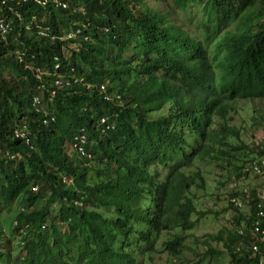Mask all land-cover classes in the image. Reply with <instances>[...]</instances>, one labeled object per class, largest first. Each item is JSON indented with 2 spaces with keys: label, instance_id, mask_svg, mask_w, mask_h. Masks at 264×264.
<instances>
[{
  "label": "trees",
  "instance_id": "16d2710c",
  "mask_svg": "<svg viewBox=\"0 0 264 264\" xmlns=\"http://www.w3.org/2000/svg\"><path fill=\"white\" fill-rule=\"evenodd\" d=\"M2 1L13 29L0 36V213L17 201L21 234L14 245L0 229V264H132L134 245L153 249L175 230L164 247L180 255L193 216L211 214L195 201L206 189L201 162L243 158L228 118L234 100L264 102V0H169L167 8L159 0H61L67 8L8 0L22 19ZM41 25L59 38H40ZM73 74L83 82L54 86L57 75ZM102 84L121 105L103 98ZM35 96L48 114L34 111ZM103 117L113 125L106 132ZM23 125L31 145L12 137ZM82 128L92 160L66 151ZM252 199L248 218L231 207L236 226L255 216L254 191ZM241 239L219 233L202 243L209 253L212 242L223 244L232 264H252L234 253Z\"/></svg>",
  "mask_w": 264,
  "mask_h": 264
},
{
  "label": "rangeland",
  "instance_id": "374dc122",
  "mask_svg": "<svg viewBox=\"0 0 264 264\" xmlns=\"http://www.w3.org/2000/svg\"><path fill=\"white\" fill-rule=\"evenodd\" d=\"M152 1L149 0L150 3ZM159 2L163 8L169 6V0H159ZM180 17H182V20L188 19L185 14H180ZM228 118H230L229 124L234 126L240 133L238 143H244L246 148L241 151L243 158L239 162H231L232 165L226 163L225 160L218 161L211 158L201 162L200 165L206 179L204 182L206 189L203 192H196L197 198L195 201L198 211L211 214L203 218H199L197 215L193 216V220H196V227L192 231L183 233L186 234V239L183 243L184 249L177 257L169 255L164 247V242L173 239L181 231H166L155 241L153 249L148 250L134 245L131 251L136 253V256H133L132 264H229L231 262V255L227 253L223 244L212 242L215 253H209L206 252L207 247L202 243V240L208 235L216 236L222 233L227 238L230 235L233 236L235 233L234 228L236 224L233 222L234 211L229 204L230 184L233 177L242 178V185L249 186L254 191L263 185L259 179L249 175L244 181V176L240 177L242 175L240 171L245 168V165L242 168V161H246L247 163L249 160L262 158L258 153L264 145V102L238 97L234 100L233 108H231ZM230 140L237 142L236 138H231ZM66 151H70V155L75 156L74 152L69 149V146L66 147ZM192 189H195V186ZM43 192H46V188L43 189ZM2 193L3 190L0 189V196ZM47 196L48 193H45V198ZM0 198L2 199V197ZM45 198L39 201V205L45 202ZM57 206L58 204H54L53 208L56 209ZM20 208L17 201L11 204H3L0 213V229L3 236L5 237L6 235L14 239V245L20 244L19 234L14 228L15 217L20 212ZM102 211L106 212V210ZM243 213L247 216L249 214L248 208ZM57 228L62 232L66 231V227L61 229V225H58ZM147 250L154 252H148Z\"/></svg>",
  "mask_w": 264,
  "mask_h": 264
},
{
  "label": "built area",
  "instance_id": "2783aa9c",
  "mask_svg": "<svg viewBox=\"0 0 264 264\" xmlns=\"http://www.w3.org/2000/svg\"><path fill=\"white\" fill-rule=\"evenodd\" d=\"M13 4L20 5L22 2L32 1L42 7H46L51 2H54L56 6H62L64 8L68 7L66 2L61 0H10ZM3 4H9L8 0H3ZM9 11L11 13L17 14L19 18L22 19V16L19 12H17L14 6L9 7ZM37 34L40 38H46L50 40H56L59 38V35L54 32V30L50 26H38ZM13 27L10 21H7L5 17L0 16V36L1 39L6 40L7 34L12 31ZM81 33L80 30H73L63 34L65 39H70L78 36ZM86 40L87 37H84ZM57 68V67H56ZM83 82V78L78 75H57V78L54 80V86L58 89V87L72 88L73 86L80 84ZM86 84V83H85ZM89 87V84H86ZM103 98L106 101L113 102L115 104L121 105L122 99L118 94H110L107 92V85L102 84L99 87ZM56 90L51 92V97L54 96ZM42 104V100L39 96H35L33 100V105L35 107L36 112H42L43 114H47L45 108L39 106ZM54 121L53 117H48L44 120L45 124ZM101 123H108V119L103 117L101 119ZM12 137L14 139L21 140L26 145H31L30 132L27 125H23L17 127L13 130ZM88 139L87 134L84 129H81L79 133L74 137L73 143L70 145L73 148L77 155L86 158L92 159V153L89 152L86 148ZM259 145V144H258ZM262 149V148H261ZM10 158L13 159L14 156L10 155ZM248 175L259 179V181L263 184L262 187L252 190L249 186L242 185V178L237 176L232 178V182L230 184L231 193H229V204L232 208H235L239 212H244L248 208V215H251V202L253 201L252 195L253 191L255 193V206L256 213L255 216L247 222L245 219L241 221V224L235 226L234 231L238 237L245 238L247 240L241 239L239 243L234 246V253L242 258L248 256L252 259V264H264V156L260 159L249 160L244 168V172L240 177L244 176V181L248 178ZM70 180L64 178V182L68 183ZM80 202H77V204ZM246 218V219H247ZM249 227V229H248ZM251 237L252 239H248ZM229 264H232L231 262Z\"/></svg>",
  "mask_w": 264,
  "mask_h": 264
},
{
  "label": "clouds",
  "instance_id": "9594fccd",
  "mask_svg": "<svg viewBox=\"0 0 264 264\" xmlns=\"http://www.w3.org/2000/svg\"><path fill=\"white\" fill-rule=\"evenodd\" d=\"M90 86V85H89ZM45 109H46V107H44ZM35 111V110H34ZM48 114V113H47ZM50 117H53L54 118V116H50ZM49 117V118H50ZM105 118H107V117H105ZM55 119V118H54ZM102 119V118H101ZM101 119H100V125L102 126V130H103V132H106V131H109L111 128H113V125H112V123L110 122V120L108 119V123L107 124H105V123H101ZM45 120V119H44ZM44 120H43V122H44ZM52 122V121H51ZM50 122V123H51ZM45 124V123H44ZM49 124V123H48ZM82 129H84V128H82ZM81 130V129H80ZM79 130V131H80ZM85 130V129H84ZM86 132V131H85ZM79 133V132H78ZM77 133V134H78ZM88 139V138H87ZM74 140V139H73ZM73 142H71V143H67L66 144V147L67 146H69V149H71V151H73L74 152V154H75V157H78L79 155H77L76 154V152H75V150L73 149V148H71L70 147V145L72 144ZM87 144H88V142H87ZM86 148H87V145H86ZM88 150V149H87ZM89 152H91L90 150H88ZM70 152V151H69ZM68 152V154L70 155V153ZM93 156V155H92ZM9 158H10V155H9ZM92 159H93V157H92ZM92 159H89V160H92ZM67 179H69V178H67ZM70 180V179H69ZM64 183H66V182H64ZM68 183H71V180L68 182ZM68 183H66V184H68ZM33 190H36L37 191V188H34ZM77 202H79V201H77ZM77 202H76V204H77ZM78 206H81L82 205V203H78L77 204ZM57 209V208H56ZM16 225H17V222L15 221L14 222V228L16 227ZM20 234H21V232L19 233V237H20ZM235 246V245H234Z\"/></svg>",
  "mask_w": 264,
  "mask_h": 264
}]
</instances>
